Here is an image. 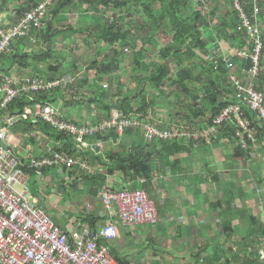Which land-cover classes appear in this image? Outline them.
Here are the masks:
<instances>
[{
  "label": "crops",
  "instance_id": "crops-1",
  "mask_svg": "<svg viewBox=\"0 0 264 264\" xmlns=\"http://www.w3.org/2000/svg\"><path fill=\"white\" fill-rule=\"evenodd\" d=\"M33 1L36 2V0ZM28 2L29 0H0V25L4 28L13 26L25 13L24 11L33 6ZM20 8L26 9L19 13ZM76 10L68 9L57 19L52 20L53 29L58 30V34L51 42L42 38V31L16 42L8 52L0 55V75L13 76L18 81L33 76L68 80L76 78L77 86L79 85L78 81L81 80V87L85 89L84 94L77 95L75 92L71 96L66 94L65 90L58 89L44 96V98L47 97L44 102L50 103L55 110L59 111L62 118L70 122L93 125L107 119V113L102 109L105 104L117 102L114 97L109 100L110 90H113V96L119 94V91L126 93L130 90L135 93L134 96H137L146 88L144 85L139 86L138 80L147 76L148 72L154 70L161 62H159L160 59L156 60L157 63L155 61L153 63L148 58L138 57L140 51L137 50V44L132 47L131 43L132 38H137L138 34L133 31L129 41L120 42L117 45L121 56L120 65L114 74L104 77L103 81L99 82L95 71L74 72L79 64L73 58L66 56L69 50L62 51L61 48L55 47L59 40L66 42L67 39L70 41L74 36L84 34L85 46L90 47L87 39H94V47L90 48L95 49L97 56L101 53V57L90 61L89 64L94 61H103L108 50L104 43L99 42L96 37L89 36L87 32L102 23L103 18L107 17L106 14L98 12L95 15L92 13L93 11H88L86 6H84L85 12L78 10L80 12L78 13ZM228 10L225 8L220 16H217L220 21H228ZM201 11L204 16L208 17V22H210V16L213 19L212 13ZM72 12H76L77 19L74 20L76 24L70 22L72 18L69 17ZM229 23H233V32L234 22L231 18ZM69 26L76 31L79 29L81 31L69 32ZM227 27L229 25H223V28ZM231 34L225 31L223 34L212 30L206 31L202 35L203 40L208 44L205 52H197L193 58H187L186 55L181 56L182 54H180L183 59L182 68L190 69L192 72L189 88L191 91L193 89L194 93L200 94L201 97L206 95L205 88L210 87L211 82H215L219 84L222 92L224 91V98L229 96L230 100H233V92L229 83L230 74L223 59L228 58L233 64L240 65L242 61L238 54L249 45L246 43V39L243 46H240L238 41L230 40ZM160 36L164 37L163 34H160L153 37V41L149 43L156 48L157 52L171 43L162 46L158 38ZM35 43H37L36 46ZM126 46L130 47L129 55L124 52ZM61 47L63 48L64 44ZM48 52L52 54L51 59L40 62L29 60L28 62L32 66L27 69H21L15 61L17 54L42 55ZM185 52L186 50L182 51V53ZM190 60L191 62H189ZM215 62H218V68H216ZM173 64L175 65V63ZM239 75L240 77L245 76L242 72ZM175 76L177 77V73ZM243 80L245 83L249 82L247 78H243ZM262 80L256 83L257 88ZM176 81L183 82L178 78H173L167 84L171 85ZM259 89L264 92L261 88ZM163 91L165 97L157 99L156 106L149 109L148 115H145L146 118H143V121L152 120L160 128L167 129L181 125L205 128L208 125L206 119L200 118L195 120V124L192 126L183 118L187 115L189 105L193 102L192 94L188 96L177 89L172 91V86L167 90L166 87L163 88ZM106 92L109 93L104 95ZM150 93L157 94L151 90ZM179 101H182L180 106L178 105ZM115 113L120 112L114 111L113 114ZM210 117L209 113L207 118ZM33 124L36 126L29 127V122H19L8 129V139L5 145L11 148L24 164L28 163L31 156H40L47 146L59 144L42 131L41 125L37 126L38 122ZM142 135V131L138 130L127 131L122 137L114 133L102 138V148L97 147V142L94 140L90 141L92 147L84 150L85 156L80 159L88 164L91 163L89 165L94 169L102 170L100 173L105 174L106 180L101 181L98 187L88 180V177L92 175L78 170L62 174L55 170H47L44 178L41 179L32 170L26 169L32 194L38 200L39 205L43 202L45 210L66 233L71 234L73 230L85 227L97 232L103 225L114 222L119 232L118 239L108 242V245L112 255L124 258L128 264H159V259H154V253L151 254L148 247L153 249L155 254L165 253L174 259H179L180 264L184 262L188 264H228V262L235 264L239 258L244 259L249 256H252L253 260L260 264H264L262 258L264 251V141L255 149H250L252 151L245 157H238L235 155L237 146L230 136L224 135L221 131L212 142H195L194 146L186 147L187 150L179 155L169 158L161 157V154L160 156L156 155V161L153 160L157 165L154 178L149 189L145 188L157 207L158 224L154 228L138 226L129 229L124 227L113 213L102 207L98 199V192L104 188L103 186L119 190L137 188L138 179H126L120 172L108 175L106 164L110 162L109 156L117 154L119 151L127 154L139 145H147L144 143ZM28 146H31L30 152L26 149ZM81 173L82 175H80ZM83 181L89 182V185L92 186L88 189L86 188L88 185L85 184L81 193L76 192L75 195L69 192L68 187L79 186ZM56 195L59 199L54 198ZM85 195L87 198L91 197L89 200H93L97 207L91 209L89 201L83 204L84 199L81 202V198H85ZM225 221L231 222L232 229L236 233L233 236L235 239L224 233L222 224ZM219 223L220 229L223 231V236L220 238L217 233ZM155 238L163 239L162 246H165V249L156 243ZM165 239L166 243H164ZM224 244L227 248L229 244L238 246V248L245 247V255H235L234 253L231 255L229 252H225ZM184 246L186 249L195 248L197 251L195 253V250L180 252ZM216 255L217 257H215ZM162 257L160 262L163 260ZM177 260L175 262L179 261Z\"/></svg>",
  "mask_w": 264,
  "mask_h": 264
},
{
  "label": "built area",
  "instance_id": "built-area-1",
  "mask_svg": "<svg viewBox=\"0 0 264 264\" xmlns=\"http://www.w3.org/2000/svg\"><path fill=\"white\" fill-rule=\"evenodd\" d=\"M57 1L41 0L10 28L0 25V55L8 52L16 42L41 33ZM257 1L254 0L255 3ZM232 8L239 12V29L244 31L249 46L238 54L242 61L240 65L233 64L228 58L223 59L230 74L233 100L227 96L225 101L229 105L205 128L184 125L160 128L152 120L143 121L145 116L124 117L120 113L93 125L73 123L62 118L59 111L50 103L40 101V98L58 89L67 92L77 82L76 78L33 76L18 81L13 76L0 75V264H120L112 255L109 245L103 243L118 239L119 232L114 222L103 225L97 232L85 227L77 228L71 234L66 233L39 205L26 174V169H30L42 179L47 170L60 174L78 170L92 176L102 170H96L86 161L60 151L62 143L47 146L40 156H31L24 164L5 145L8 129L19 122L42 121L53 131L64 133L80 151L92 147L90 141L93 140L97 142V147L102 148V138L113 133L122 137L129 130L142 131L144 143L150 145L154 142L210 143L219 132L230 127L233 133L229 136L237 147L248 151L251 147L255 149L259 146L252 121L244 108L253 113L264 128V92L256 87L262 73L263 28L259 26L256 5L255 24L244 13L238 0H233ZM129 48L125 47V54L130 52ZM215 66L218 68V62H215ZM240 72L245 76L240 77ZM243 78L249 82L245 83ZM28 95L32 104L24 112L9 111L16 100ZM26 149L30 152L31 146ZM146 183V179L141 178L135 189L119 190L104 186L98 192V199L102 207L113 213L126 228L156 226L159 221L157 207L147 193Z\"/></svg>",
  "mask_w": 264,
  "mask_h": 264
},
{
  "label": "trees",
  "instance_id": "trees-1",
  "mask_svg": "<svg viewBox=\"0 0 264 264\" xmlns=\"http://www.w3.org/2000/svg\"><path fill=\"white\" fill-rule=\"evenodd\" d=\"M41 0H29L28 3L36 6ZM79 3H77V2ZM191 0H101V3L93 0H58L55 3L53 10L51 11V20H48L47 25L45 26L42 32V38H44L47 42H51L52 39L58 34V30L53 29V19H57L64 11L68 9H78L82 12H85L84 6L88 7V10L93 11L94 13H100L99 5H102L108 11L113 10L114 8H129L135 2L142 7L143 14H145L146 19H141L140 25L138 27H134L131 25H124L119 20V17L113 15L111 17L103 18L102 23L97 24L91 30H87L88 35L91 37H96V39L104 43L105 46L110 47V52H108L103 61H94L90 63L87 67V71H95L98 76V81L102 82L104 77L111 76L114 74L120 65V56L121 53L117 48V45L120 42L129 41L133 31L138 30V36L148 35L150 31L155 33L154 36H150V42L153 41V37H157L160 34L172 35L171 43L166 47L160 50L159 59L161 61L160 65L148 72L147 76L142 77L138 80L139 86L144 85L146 87L141 93L137 96H134L133 91L121 92L119 94H114L113 90H110V99L116 98V103H107L102 108L107 113V119L111 117L114 111H119L124 117H140L147 116L148 111L151 107L156 106L157 99L160 97H165V92L163 88L167 85L168 82L172 81V66L175 63L178 68L177 78L183 82L171 83L172 91L182 92L186 95L192 94V104L189 105L187 110V115L183 116L187 120V122L191 123L192 126L195 124V120L200 118L206 119L208 124H211L213 119L216 118L222 110L229 105V102L225 101L224 91L222 92L219 84L215 82H211L210 87H206V95L201 97L200 94H196L190 90L189 85L191 83V71L187 68H182L181 64L183 59L181 56L195 57L197 52L203 51L205 52L208 44L203 40L202 29L206 27L208 22V17L204 16L201 10H198L194 6ZM244 13L250 17L253 24L257 23L255 20V5L258 9V17L264 20V0H258L257 3L254 0H238ZM230 4L233 7V0H229ZM197 5H201L199 2ZM28 6V4H26ZM32 6V7H33ZM30 7V8H32ZM216 5L213 6V9H216ZM29 8V9H30ZM131 8V7H130ZM26 8L21 9L20 12L24 11ZM28 9V10H29ZM194 9V10H193ZM27 11V10H26ZM24 11V12H26ZM213 16L216 15L217 12H211ZM227 15L234 22V31L230 35L229 39L238 41L240 46H243L245 43V35H243L244 31L239 29L240 21H239V12L234 8L229 9L227 11ZM107 16V15H106ZM149 27L148 29L146 27ZM68 31L77 33L81 31L79 29L76 31L73 27H68ZM145 31V33H143ZM207 31V30H206ZM60 32V31H59ZM263 40H264V30L262 31ZM150 35V34H149ZM149 35L147 37H149ZM88 36V37H89ZM145 51V48L142 47L141 51ZM186 50L185 53L182 51ZM140 51V52H141ZM139 52V54H141ZM180 54H182L180 56ZM100 55V54H99ZM17 58L15 61L19 65L21 69H27L31 65L28 61L32 62H40L46 61L47 59L52 58L51 52L44 53L42 55H29V54H17L15 55ZM263 61H264V50H263ZM262 80L259 88L264 91V62L262 64V73L259 81ZM216 84V86H215ZM152 92H156L157 94H151ZM109 92L104 93L107 95ZM46 98L41 97L40 101L46 100ZM108 100V101H109ZM31 96H23L16 100L10 107L9 111L11 113L16 112H24L25 108L30 106ZM178 105H182V101H179ZM244 110L247 113L248 118L252 121V129L256 133V138L260 143L264 141V128L260 126L257 121L256 116L253 113H250L246 108ZM211 114L210 118H207L208 114ZM28 123V122H26ZM27 125V124H26ZM42 127V131L52 138L57 143H62L60 151H64L71 156L76 158L84 157L85 154L83 151L78 150V148L70 142V139L62 132L53 131L47 125H45L42 121H38L37 126ZM29 127L36 126L32 122H29ZM196 127V126H194ZM224 135H230L233 133V128L230 127L228 130H222ZM131 132V131H128ZM114 134V133H113ZM102 138V137H101ZM195 145V142L190 143H178V142H159L152 143L149 146L147 145H139L134 150H131L129 153L124 154L123 152H118L117 154L109 156V163L107 166V174L113 175L116 172H120L124 175L126 179L137 180L144 178L147 180L146 188L149 189L150 184L154 178V174L157 168V165L154 161H156L155 156H164L169 158L173 155H179L187 150L186 147H192ZM252 149V147H251ZM253 150V149H252ZM252 150H242L240 147L235 148V155L238 157H245ZM154 160V161H153ZM26 169V168H25ZM93 185L98 187V184L101 181L106 180L105 174L99 173L88 177ZM94 192V189H93ZM96 192H94L95 194ZM96 195V194H95ZM221 205V204H219ZM227 219V218H226ZM88 221V220H87ZM224 233L227 234L228 237H233L236 235L235 231L232 229L231 222H226L222 224ZM233 239H235L233 237ZM107 244V242H104ZM112 252V251H111ZM116 260L120 264H128V262L121 258L120 256L113 255ZM217 257V255L215 256ZM230 264V262H228ZM235 264H260L258 261L253 260L252 256L241 259L239 258Z\"/></svg>",
  "mask_w": 264,
  "mask_h": 264
},
{
  "label": "rangeland",
  "instance_id": "rangeland-1",
  "mask_svg": "<svg viewBox=\"0 0 264 264\" xmlns=\"http://www.w3.org/2000/svg\"><path fill=\"white\" fill-rule=\"evenodd\" d=\"M93 1H98V2L101 3V0H93ZM191 1L194 4V6L196 8H198V10H203V11H205L208 14H210L211 12H217L216 16H214L213 19L209 15L210 16V19H209L210 22L206 25V27L204 29H202V32L204 31V33H205L206 30L207 31L212 30L213 32H216V33L219 32V34H223V31H225L226 33H232L233 23H229L230 18H228V21H224L223 22V21H220V19H218V17H217V16H220V14L224 11L225 8L226 9H230V8L233 9L232 5L229 2V0H203V1L202 0H191ZM199 2H201V5H197ZM214 5L217 6L216 9H213ZM130 7L129 8H125V7L114 8L113 10L108 11L107 13H105L106 10L104 9V7L102 5H99V7H98L99 10L98 11H100L101 14L102 13L104 15L106 14L108 18L113 16V15H116L117 17H119V20L124 25H131L132 24V26L138 27L140 25L141 19L145 20L146 16H145V14H143L142 7H139V5L137 3L135 5V2H134L132 5H130ZM76 11L78 13H80L78 10H76ZM88 11H90V10H88ZM75 13L76 12H72V14H70L71 15L70 17L66 16V17L72 18L71 21H70L71 24H76V22H74V20L77 19ZM92 13L95 14L94 12H92ZM67 21L69 22V20H67ZM258 22H259L260 29L263 28V30H264V20L262 18L258 17ZM224 24L229 25V27L223 28ZM146 28L148 29L149 27L147 26ZM136 33L138 34V30H136ZM143 33H145V31ZM149 34H148L149 37H147L148 35H143V36H138L137 35L138 36L137 38H134V37L132 38L131 43H132V47L136 46L135 44H137V50H139V51H141L142 47H145V51H143V49H142V51H141L142 53L140 52L141 54H139L138 57H143L144 59L148 58V59L152 60V62L154 63V61L156 62V60L159 59V52H157L155 47H152L151 45H149L150 36H154L155 33H153V31H150ZM172 35H169V34L165 35L164 34L163 35L164 37H161V36L158 37L159 41H160V44L162 46H165V44L167 45L169 42H171V40H172L171 36ZM84 37H85L84 34H79L77 36H74V38H71L70 41H69V39H67L66 42L63 41V40H59L58 44L55 46L57 49L61 48L62 51H64V50L68 51L69 50L68 51V55H66V56H68L69 58H73L76 61V63L79 64L78 68L74 72H79L80 73V72H84L85 71V73H86L87 72V65L89 64V62L94 60V59H97L98 57H101V53H100V55L97 56L95 54V49L90 48V47H94V44H93L94 43V39H92V40L87 39L89 44H90L89 45L90 47H87V46H85ZM154 40H156V39L154 38ZM138 42H139V44H138ZM63 44H64V47L62 48L61 46ZM125 44H127V43H125ZM36 45H37V43H35V46ZM128 45L130 46V44H128ZM39 46L41 47L42 45L40 44ZM105 47L108 49L107 53L110 52L109 51L110 47L109 46H105ZM126 47H128V46H126ZM152 52H153V54H151ZM130 53H131V51L128 53V55ZM159 62H161V61H159ZM189 62H191V60ZM127 63H125V64H127ZM171 69H172V75H171L172 79L173 78L176 79L177 77L175 76V74L177 73L178 68L175 65H172ZM85 75H87V74H85ZM82 76H84V75L82 74ZM76 83L73 85L71 90H68L67 92L65 91V93L69 94L71 96L74 95L75 92H77V95H79V93L80 94H84L85 89L81 87L82 86V81L81 80L78 81V84L80 86L79 85L77 86ZM92 84H94V83L92 82ZM165 87H166V90H167V89L170 88V85L167 84ZM89 164H91V163H89ZM80 175H82V173ZM85 184L88 185V187L86 186V188H88V189L90 188V186H92V185H89L90 184L89 182H84L83 181V182L80 183L79 186L78 185H76V186L74 185V186L68 187L69 192L73 193V195H75L76 192L81 193V191H82L81 189H82V187ZM35 192H37V191H35ZM85 196H86L85 198H81V202L84 199V201L82 202L83 204H85L86 201H89L88 203L91 206V209L97 207L93 200H91V201L89 200L91 197L87 198V195H85ZM54 198L59 199L58 195L54 196ZM49 216H51V215L49 214ZM148 227L154 228L156 226H148ZM220 227L221 226H220V223H219L218 224V228H217L218 229L217 233H218V236H219L218 238L223 236V231L220 229ZM156 236H158V235H156ZM155 241H156L157 244L161 245V248L165 249V246H162V242H163L162 238H155ZM164 243H166V239H165ZM194 243H197V242L194 241ZM225 244H224V247L226 248L225 252H229L231 255H232V253H234L235 255H245V252H246L245 251L246 250L245 247H239L238 248V246H235V245L231 246V244H229V247L227 248ZM147 249H148V251H150L151 254L154 253L153 254L154 259H156V258L159 259V264H178V262L180 264V262H181L179 259H178L179 260L178 261L177 259H174V258L170 257L168 254H165V253H163V254H155L153 249H149V247ZM186 250L187 251L188 250L194 251L195 248H191V249L187 248L186 249V247L184 246L183 248L180 249V252H184ZM196 251L197 250H195L194 253ZM151 254H150V256H152ZM161 256H163L162 257V259H163L162 262H160ZM175 260H177L178 262H175ZM183 264H188V263L184 262Z\"/></svg>",
  "mask_w": 264,
  "mask_h": 264
},
{
  "label": "water",
  "instance_id": "water-1",
  "mask_svg": "<svg viewBox=\"0 0 264 264\" xmlns=\"http://www.w3.org/2000/svg\"><path fill=\"white\" fill-rule=\"evenodd\" d=\"M40 206H41L43 209H45L44 206H43V202L40 203Z\"/></svg>",
  "mask_w": 264,
  "mask_h": 264
}]
</instances>
